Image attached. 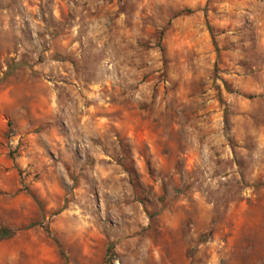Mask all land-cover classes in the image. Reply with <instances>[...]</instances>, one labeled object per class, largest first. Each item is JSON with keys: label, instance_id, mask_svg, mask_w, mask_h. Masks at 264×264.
Wrapping results in <instances>:
<instances>
[{"label": "rangeland", "instance_id": "374dc122", "mask_svg": "<svg viewBox=\"0 0 264 264\" xmlns=\"http://www.w3.org/2000/svg\"><path fill=\"white\" fill-rule=\"evenodd\" d=\"M0 264H264V0H0Z\"/></svg>", "mask_w": 264, "mask_h": 264}, {"label": "trees", "instance_id": "16d2710c", "mask_svg": "<svg viewBox=\"0 0 264 264\" xmlns=\"http://www.w3.org/2000/svg\"><path fill=\"white\" fill-rule=\"evenodd\" d=\"M11 232L8 229H5L4 227H0V239L6 238L11 236Z\"/></svg>", "mask_w": 264, "mask_h": 264}]
</instances>
